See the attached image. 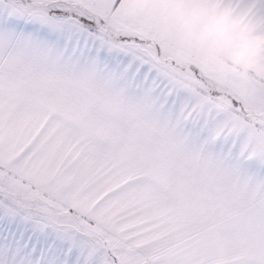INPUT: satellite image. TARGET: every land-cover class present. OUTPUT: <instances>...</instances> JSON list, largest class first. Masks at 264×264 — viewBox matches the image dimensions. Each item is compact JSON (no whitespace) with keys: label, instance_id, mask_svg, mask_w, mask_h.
<instances>
[{"label":"snow or ice","instance_id":"6c2138e0","mask_svg":"<svg viewBox=\"0 0 264 264\" xmlns=\"http://www.w3.org/2000/svg\"><path fill=\"white\" fill-rule=\"evenodd\" d=\"M264 0H0V264H264Z\"/></svg>","mask_w":264,"mask_h":264},{"label":"clouds","instance_id":"9594fccd","mask_svg":"<svg viewBox=\"0 0 264 264\" xmlns=\"http://www.w3.org/2000/svg\"><path fill=\"white\" fill-rule=\"evenodd\" d=\"M230 26L239 29L241 46L234 50L232 54V62L240 71H247L255 62V57L264 44V37L260 35L250 34L251 26L236 18H227L226 21Z\"/></svg>","mask_w":264,"mask_h":264}]
</instances>
